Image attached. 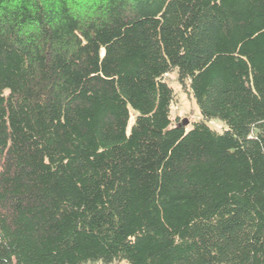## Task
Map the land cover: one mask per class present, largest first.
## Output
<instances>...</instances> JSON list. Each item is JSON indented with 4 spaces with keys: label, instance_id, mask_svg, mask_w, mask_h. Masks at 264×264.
Here are the masks:
<instances>
[{
    "label": "trees",
    "instance_id": "trees-1",
    "mask_svg": "<svg viewBox=\"0 0 264 264\" xmlns=\"http://www.w3.org/2000/svg\"><path fill=\"white\" fill-rule=\"evenodd\" d=\"M0 264H264V0H0Z\"/></svg>",
    "mask_w": 264,
    "mask_h": 264
},
{
    "label": "rangeland",
    "instance_id": "rangeland-1",
    "mask_svg": "<svg viewBox=\"0 0 264 264\" xmlns=\"http://www.w3.org/2000/svg\"><path fill=\"white\" fill-rule=\"evenodd\" d=\"M165 81L170 86L171 90H173V101L171 103V118L173 122L181 124L186 121V126L189 127L192 122L200 118L197 105L194 103L190 91L179 84L177 75L174 72L168 73L165 77ZM130 119L128 128L133 122L132 117ZM209 126L219 132H221L223 128L217 121H211Z\"/></svg>",
    "mask_w": 264,
    "mask_h": 264
},
{
    "label": "water",
    "instance_id": "water-1",
    "mask_svg": "<svg viewBox=\"0 0 264 264\" xmlns=\"http://www.w3.org/2000/svg\"><path fill=\"white\" fill-rule=\"evenodd\" d=\"M186 124H187L186 121H184V122L182 123V126H186Z\"/></svg>",
    "mask_w": 264,
    "mask_h": 264
}]
</instances>
